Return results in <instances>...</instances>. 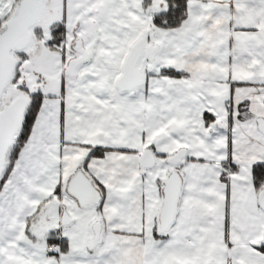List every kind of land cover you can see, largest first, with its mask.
Here are the masks:
<instances>
[{
  "label": "snow or ice",
  "instance_id": "obj_1",
  "mask_svg": "<svg viewBox=\"0 0 264 264\" xmlns=\"http://www.w3.org/2000/svg\"><path fill=\"white\" fill-rule=\"evenodd\" d=\"M0 264H264V0H0Z\"/></svg>",
  "mask_w": 264,
  "mask_h": 264
}]
</instances>
